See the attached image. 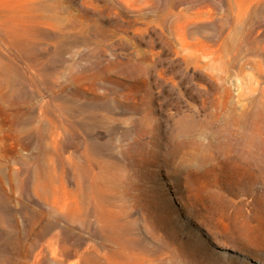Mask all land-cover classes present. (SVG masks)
Instances as JSON below:
<instances>
[{
    "label": "rangeland",
    "instance_id": "1",
    "mask_svg": "<svg viewBox=\"0 0 264 264\" xmlns=\"http://www.w3.org/2000/svg\"><path fill=\"white\" fill-rule=\"evenodd\" d=\"M0 264H264V0H0Z\"/></svg>",
    "mask_w": 264,
    "mask_h": 264
}]
</instances>
